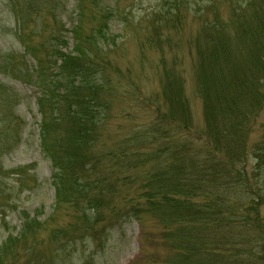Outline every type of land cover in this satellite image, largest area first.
I'll use <instances>...</instances> for the list:
<instances>
[{
    "label": "trees",
    "instance_id": "16d2710c",
    "mask_svg": "<svg viewBox=\"0 0 264 264\" xmlns=\"http://www.w3.org/2000/svg\"><path fill=\"white\" fill-rule=\"evenodd\" d=\"M70 1L4 0L24 54L0 51V221L18 209L19 185L9 184L13 173L2 159L19 145L23 128L16 115L21 96L7 80L40 92V147L51 163L55 201L45 222L22 215V231L0 242V264L17 257L30 231L47 229L71 210L82 222L72 232L50 228L45 264H99L96 248L131 221L143 232L133 264H264V127L251 140L264 110V0H161L145 19L140 44L142 62L147 51L161 54L160 90L144 98L138 88L124 91L151 115L100 153L95 147L110 119V97L120 96L121 80L133 78L116 61L118 10L109 0H74L78 21L67 52L63 17ZM87 15L90 27L83 25ZM192 20L199 28L184 40ZM184 44L195 55L201 131L194 128L183 62L173 51L168 63L165 53H179ZM90 243L92 253L78 250Z\"/></svg>",
    "mask_w": 264,
    "mask_h": 264
},
{
    "label": "rangeland",
    "instance_id": "374dc122",
    "mask_svg": "<svg viewBox=\"0 0 264 264\" xmlns=\"http://www.w3.org/2000/svg\"><path fill=\"white\" fill-rule=\"evenodd\" d=\"M109 1L106 3L114 8L117 7L118 10V16L112 24V33L121 48L120 54L115 56L116 61H118L122 69L131 72L133 81L130 83L125 80L126 78L121 80L122 89L118 92L120 96L113 94L110 97V99H113L112 107L109 106L106 111L109 112L110 119L99 130L101 140L97 142L95 147V150L99 153L103 150L112 149L121 138L130 134L136 126L143 125L147 121L151 112L149 113V110L145 109V106L138 103L136 98L134 100L133 97L139 93H142L143 98L157 94L160 90L161 79V68L159 67L161 54L158 51H147L146 58L142 62L140 51V44L143 39L145 40V35L148 34L145 19L150 17L153 11L159 7L161 0ZM74 2V0L70 1L68 12L63 17L64 28L69 31L67 52L73 51L74 45L71 30L77 25L78 21ZM7 10L4 0H0V51L17 52L18 57H21L24 54V47L19 44L13 35L15 26ZM93 15L95 16L96 14ZM91 20L92 16L87 15L83 25L90 27ZM47 24L49 25L47 32H50L54 24L48 19ZM31 28L32 25L29 26V29ZM198 28L199 25L192 20L185 30L184 40L195 36ZM44 37L47 38L46 36ZM33 41L35 48L41 50L39 47H41L42 39L37 37ZM173 51L178 54V57L183 62L181 70L185 79V93L189 102L194 128L201 131L204 128V119L202 103L196 93L194 52H191L186 44L183 45L179 53L176 50L166 51L168 63L175 59ZM31 60L30 67L31 64L36 62ZM6 83L21 96L17 104L16 115L21 118L23 128L19 145L2 159L5 170L13 173L8 180L9 184L13 186L19 185V197L16 201L18 209L7 213L0 221V242L6 240L10 233L16 236L17 233L22 231L23 221L21 217L24 213H29L32 217L35 215L39 216L38 222L48 220L53 213L55 201V190L50 184L51 163L44 158L40 147L41 116L37 105L40 92L37 88L19 81L7 80ZM136 88H138V91L135 94L124 93L126 90ZM263 127L264 110L258 120L252 141L259 138ZM21 169L26 171L19 172ZM117 201L120 202V199H117ZM68 212L71 213H58L56 224L47 221L49 224L47 229H44V227L34 232L30 231L26 240L23 241L24 243H21L23 248H16L20 249L17 257L11 256L9 258L10 262L5 261V264H26L30 262L45 264L44 259L47 260L48 253L52 250V245L48 239L51 238L50 230L53 231L54 228H50L64 225L63 229L68 228L67 231L72 232L69 227L79 225L82 222V220L79 221L77 214L73 210ZM103 224L106 226L108 223L104 222ZM103 224H100L96 230L97 233L102 229ZM142 234L143 232L138 222L131 221L126 223L120 229L113 231L109 244L96 248L99 253L95 256V261L99 264H133L141 257ZM36 240H39L38 245H31V242L34 243ZM92 244L82 247L78 246V250H86V253L90 254L94 249ZM102 249H104V252H100Z\"/></svg>",
    "mask_w": 264,
    "mask_h": 264
}]
</instances>
